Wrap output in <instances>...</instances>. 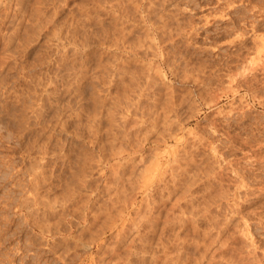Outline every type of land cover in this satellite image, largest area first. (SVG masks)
Masks as SVG:
<instances>
[{
  "label": "rangeland",
  "instance_id": "374dc122",
  "mask_svg": "<svg viewBox=\"0 0 264 264\" xmlns=\"http://www.w3.org/2000/svg\"><path fill=\"white\" fill-rule=\"evenodd\" d=\"M130 1H117L121 3L119 5L120 15H122L119 17L122 18L127 13L125 15L128 18L125 15L122 18V21L125 22H122V24L127 27L128 24L134 22L132 17H129L135 12L134 5L131 8L129 7L131 5ZM143 1L146 2V0ZM159 1L162 2V0H154L157 3L152 6L156 11L160 7V5H157ZM0 2L5 3L3 6L0 5L1 12L7 11L8 13L7 8H9L10 13H8V21L6 20L1 26V30L2 28L5 29L2 32L5 31L6 34L7 30L10 32V28L11 31L14 29L17 33H15L11 45L8 47L9 51L2 53L0 50V264H127V262L128 264L133 262V264H149L147 262L150 247L148 246V248L146 244L141 247L137 240L135 243L137 249L135 245L128 250L127 246L122 244L116 250L117 253L112 251L116 244V229L111 227L112 224L106 220L109 217L108 212L111 215L117 208H124L121 213V219L124 221L121 220L120 222L118 220L116 224L129 223L128 220H131L132 223L135 222L131 225L132 227L130 226L132 230L128 234L131 233L132 237L136 220L141 216L137 208L142 207L141 210L145 213V207L150 202L148 201L150 188L146 189V187L148 184L150 186L151 181L148 180L147 183L146 178L149 177L152 180L155 179L153 176H157L154 172H152L153 174L150 173L152 176L148 172L143 175L146 177L145 179L141 178L139 169L143 165L145 166L147 163L154 161L157 156H159L158 160L161 159L159 167H165L166 160L164 161V159L165 157L168 158L167 150L170 151L173 148L180 150L185 148L188 152L185 153L184 151L187 157L195 156L193 157L195 158V160L193 159L195 164H193L194 161H192V164L190 163L191 170L189 173H195V183L194 181L191 182L192 187H190V190L193 195L199 192V194L197 193L199 198L196 199H201L200 201L207 200L208 194H211L210 197L213 201L215 200L213 202L208 199L212 204L209 206L213 210L210 211L211 215H214L212 212L215 211L214 213H217V216L213 217L216 220L218 217L220 222H224L225 217L226 221L229 218L231 220L227 230L223 232L224 234L222 233L223 237L228 235L230 238L227 242L230 243V246L227 245L224 248L223 255L229 253L227 256L225 255V258L222 256V252L214 253L216 261L219 260L218 263L215 261V264H233L231 263L232 258L236 259V264H264V187H262L264 186V66H262L264 65V53L258 55L259 59L256 58V49L258 48L256 46L260 41L259 37H264V24H260L256 28L255 35L257 34V36L255 38L252 35L250 25L251 19H254L257 15L256 7H264V0H171L170 2H174V5H171L174 9L168 6L169 12L167 11V15L164 16H168L166 23L167 21L169 23L163 25L164 27H166L165 25L170 27L164 28L162 26L164 32L160 27H157L158 23L153 25L143 21V23H138L141 28L138 27L136 31L129 32L128 35V28H126L124 31L126 35H123L126 41L122 45L125 47H122L123 49L116 47L115 44V46L113 45L115 36H117L116 29L113 27L114 23H111L109 33L106 31L105 0H25L21 5L23 9L21 8L20 13H24V15H22L23 19L20 25L16 23V20H13L12 23L9 21L14 15L19 17V10H17L18 13L15 11L17 0H0ZM122 4H127V8ZM121 6L124 8L121 9ZM1 8H6V10L3 11ZM177 8L178 10H176ZM131 9L133 10L130 12ZM135 13L133 15L138 18L144 14L143 11H140V8ZM169 13L170 15H168ZM12 14L13 16H11ZM156 17V15L151 16L152 21L158 22L159 18ZM171 21H173V24ZM16 25L19 27L18 31L15 28ZM146 29L150 31H148L149 35L152 33L153 36L150 37L157 38L151 47L155 51L149 50L145 55L143 53L145 46L138 43L136 47H140L141 53L134 55L129 50V43L136 42L137 36L141 35V32ZM156 29L160 30L157 31ZM158 32L162 34V42L164 43H160V37L162 36ZM4 33L0 32L2 43L4 36L9 34L5 35ZM113 39L114 41H112ZM108 42L109 48L107 46ZM2 43L0 42V44ZM145 66L147 70L150 71L151 69L154 74L151 71L147 72ZM129 68L131 73L128 71ZM141 70H145L143 72L147 74L144 75ZM136 72L140 75H137ZM132 77H137L138 80L135 78L136 81H130ZM141 84L143 88H141ZM137 85L140 86L143 92L139 90L140 88ZM127 86H131V89ZM133 86L137 87L138 90L133 89ZM122 89L124 94L130 96V99L127 98L128 101H131H129L130 103L135 102V100L138 102L139 99L140 102L133 103V107H131L132 104L127 101L128 109H122L120 103L123 100L121 99L123 96ZM135 90L140 93H136ZM132 98L134 101H132ZM114 99L116 100L114 101ZM168 103L174 108L173 110H165L169 112L167 114L172 119L170 116L169 118L172 121L175 120L176 125L177 123L180 124L181 129L180 132L177 131L176 143L175 140H170L155 145L150 141H155L154 138L159 137L156 138V128L152 126L151 121L154 120L155 114L156 116L161 114L160 117L166 114L161 113L164 112L162 106H168ZM21 114L24 115V119L28 120H23V124H18L16 117L19 116L20 118ZM161 121L160 118L159 122L157 121L158 124ZM121 137H124V139ZM122 146L125 147L124 151L126 153L121 154L120 159L112 158V152ZM128 147L130 151L127 149ZM155 151H157L156 156ZM127 152L131 153L128 156L134 157V160L136 159L135 163H137V160H141L139 166L136 165V168L139 169H135V173H131L133 166L129 163L130 157H126ZM152 153H154V156ZM158 153L160 154L158 155ZM150 157L152 161H150ZM126 158L128 161H126ZM124 162L128 163L125 164ZM118 164L125 165V167L122 170L117 169ZM202 166L205 167L201 168ZM36 171L38 176L42 175L39 176L40 188L38 187L42 197L41 203L37 206L30 204L36 186L32 183L33 179L31 177L33 172ZM167 173L166 175H168ZM147 174H149L148 177ZM134 175L140 177L137 178ZM168 177L170 176L168 175ZM142 179L147 183L144 189L140 187L143 185L140 182ZM206 179H209L208 182H206ZM69 191L73 192L69 193ZM203 192L206 193L204 197L200 196ZM216 201H219L218 204L221 205L219 206ZM212 202L218 206L216 205V207ZM24 204H30L32 207L24 209L26 208L23 206ZM34 213L37 215H34ZM132 219L135 221H132ZM49 224L50 226H48ZM44 225L50 227L54 233L41 232L38 228L39 226L42 228ZM205 225L208 224L205 223ZM205 225H203L204 228H210V225L206 227ZM87 232L91 233L88 234ZM198 235L200 237L203 235L202 230L201 233L199 231L197 235H194V238L198 239ZM202 238L207 240L208 237L202 236L199 240L203 241ZM96 241L101 244L99 251L97 250ZM200 241L199 246L202 244ZM48 243L50 246L47 245ZM217 245V243H213L214 247L211 246V250ZM51 246L53 247L52 250L49 249ZM139 246L141 249H139ZM189 249L191 251L192 246ZM199 249L203 250L204 246L197 249L193 248L191 255L194 252L193 250L197 251L193 255L202 251ZM141 250L142 253H139ZM143 251L146 253L144 254ZM229 258L231 261L226 263ZM96 261L97 263H95ZM129 261L132 263H129Z\"/></svg>",
  "mask_w": 264,
  "mask_h": 264
},
{
  "label": "bare ground",
  "instance_id": "6f19581e",
  "mask_svg": "<svg viewBox=\"0 0 264 264\" xmlns=\"http://www.w3.org/2000/svg\"><path fill=\"white\" fill-rule=\"evenodd\" d=\"M23 1H25V0H17V2H16V5H17V7H15L16 9H15V11H17V10H19V17H18V19H17V17H15L16 15H14L13 16V14L11 15V16H13V17H11V20L9 19V21L12 23V21L14 20H16L17 22V24H19L20 25V23L22 22V19H23V17H22V15H24V13L23 14H21L20 13V11L23 9V7L21 6V5H23L22 3H23ZM28 1V0H27ZM31 1V0H30ZM46 1V0H45ZM48 1V0H47ZM101 1V0H100ZM106 1V18H107V21H106V25H105V28H106V31H107V33H109L108 31H109V29H110V25H111V23H114V26L113 27H115V29H116V31H115V33L117 34V36H115V41H114V39L112 40V41H114L113 42V45L115 44L116 45V47H124V46H122L123 44H125L124 42H126L125 40H124V36L126 35V33L124 34V31L126 30V28H128L127 30H128V33H127V35L129 34V32H134V31H136L137 29H138V27H139V24L142 22L143 23V21H145V22H149V23H151V24H157V27H160L162 30H163V25L164 24H167V23H169L168 21H167V23H166V20H168L167 19V17L166 16H164V15H167V11H168V6H170L171 7V5L173 6L174 5V2H170L171 0H162V2L160 3V1L158 2V6L160 5V7H159V9L156 11L152 6L154 5V0H146V2L145 1H143V0H129L130 1V8H131V6L132 5H134L133 7H135V12H138V8H140V11H143L144 12V14H142V17L141 16H139V18L138 17H136V15H131V16H129V17H132V20L134 21V22H132V23H130V24H128L129 26L127 27L125 24L123 25L122 24V22L123 23H125L124 21H122V18H123V16L125 15V14H127V13H125L123 16H122V18L121 17H119V16H121L120 15V12H121V10H120V5L119 4H121V3H119V2H117L116 0V2L114 1V2H112L113 0H105ZM174 1V0H173ZM58 2V1H57ZM62 2H64V1H62ZM98 2V1H97ZM104 2V1H103ZM122 2V1H121ZM132 2H133V4H132ZM239 2V1H238ZM252 2V1H251ZM260 2V1H259ZM7 3V2H6ZM29 3V2H28ZM31 3V2H30ZM59 3V2H58ZM123 3H126V2H123ZM128 4H129V2H127ZM145 3V4H144ZM153 3V4H152ZM157 3V2H156ZM155 3V4H156ZM195 3V2H194ZM3 4H5V3H1L0 2V5H2L3 6ZM199 4V3H198ZM7 5H8V3H7ZM28 5V4H27ZM32 5V4H31ZM123 5V4H122ZM127 5V4H126ZM126 5L124 4L123 6H125L126 7ZM227 5V4H226ZM1 6V7H2ZM33 6V5H32ZM123 6H121V9H122V7ZM157 6V7H158ZM4 7H6V6H4ZM9 7H10V4H9ZM13 7V6H12ZM36 7V6H35ZM48 7V6H47ZM51 7H52V5H51ZM129 7H128V9H129ZM132 7V8H133ZM240 7V6H239ZM7 8V7H6ZM6 8H4L5 10H6ZM18 8V9H17ZM22 8V9H21ZM34 8V7H33ZM38 8V7H37ZM45 8V7H44ZM53 8V7H52ZM124 8V7H123ZM127 8V7H126ZM172 8V7H171ZM176 8V7H175ZM183 8V7H182ZM192 8V7H191ZM1 9H3V8H1ZM4 9H3V11H4ZM30 9V8H29ZM87 9V8H86ZM172 9H174V8H172ZM226 9V8H225ZM238 9V8H237ZM256 12H257V15H256V17L254 18V19H251L252 21H251V30H252V35L254 36V38L257 36V34L255 35V33H256V28L260 25V24H264V7H256ZM7 10H8V13H9V8H7ZM35 10V9H34ZM125 11H126V9H124ZM133 9H131V10H129L130 12L132 11ZM169 10H170V8H169ZM176 10H178V8L176 9ZM196 10V9H195ZM32 11H33V9H32ZM36 11H38V10H36ZM124 11V12H125ZM156 11V12H155ZM214 11V10H213ZM239 11V10H238ZM35 12V11H34ZM114 12H116V13H114ZM123 12V11H122ZM123 12V13H124ZM127 12V11H126ZM169 12V11H168ZM171 12H173L172 10H171ZM215 12V11H214ZM3 12H1V10H0V32L1 33H4L5 31H3L2 32V30L4 29V28H2V30H1V26H3L2 24L3 23H5V21L8 19V13H7V11L6 12H4L3 14H2ZM17 13H18V11H17ZM16 13V14H17ZM44 13V12H43ZM118 13V14H117ZM176 13V12H175ZM240 13V12H239ZM10 14V13H9ZM15 14V13H14ZM37 14V13H36ZM113 14H115V15H113ZM129 14V13H128ZM136 14V13H135ZM139 14H140V12H139ZM254 14V13H253ZM18 15V14H17ZM43 15V14H42ZM83 15V14H82ZM141 15V14H140ZM145 15H146V18H145ZM154 15H156L158 18H159V20H158V22H155V21H152L153 19L151 18V16L152 17H154ZM168 15H170V13L168 14ZM248 15V14H247ZM44 16V15H43ZM125 16H127V15H125ZM162 16V17H161ZM176 16V15H175ZM191 16V15H190ZM189 16V17H190ZM217 16V15H216ZM238 16H240V15H238ZM252 16V15H251ZM46 17H47V15H46ZM82 17V16H81ZM100 17V16H99ZM156 17V18H157ZM193 17V16H192ZM242 17V16H241ZM83 18V17H82ZM127 18H128V16H127ZM240 18V17H239ZM248 18V17H247ZM251 18V17H250ZM51 19H52V17H51ZM172 19V18H171ZM24 20H26V19H24ZM33 20V19H32ZM31 20V21H32ZM126 20V19H125ZM177 20V19H176ZM183 20V19H182ZM187 20V18L185 19V21ZM190 20V19H189ZM204 20H205V18H204ZM246 20V19H245ZM8 21V20H7ZM13 21V22H14ZM76 21V20H75ZM82 21V20H81ZM128 21V20H127ZM174 21V20H173ZM173 21H171V23L173 22ZM178 21V20H177ZM195 21V20H194ZM52 22V21H51ZM129 22V21H128ZM140 22V23H139ZM182 22V21H181ZM199 22V21H198ZM249 22V21H248ZM9 23V22H8ZM11 23H9V24H11ZM32 23V22H31ZM35 23V22H34ZM71 23V22H70ZM127 23V22H126ZM139 23V24H138ZM160 23H161V25H160ZM209 23V22H208ZM231 23V22H230ZM37 24V23H36ZM74 24V23H73ZM81 24H82V22H81ZM173 24V23H172ZM187 24V23H186ZM189 24V23H188ZM8 25V24H7ZM18 25V26H19ZM25 25V24H24ZM39 25V24H38ZM63 25V24H62ZM93 25V24H92ZM153 25H152V27H153ZM9 27H10V25H8ZM13 25L11 24V27H12ZM82 26V25H81ZM163 26V27H162ZM166 27H164V28H167L169 25H165ZM180 26V25H179ZM7 27V26H6ZM27 27V26H26ZM29 27V26H28ZM61 27V26H60ZM88 27V26H87ZM156 27V26H155ZM170 27V26H169ZM176 27V26H175ZM261 27V26H260ZM13 28H14V26H13ZM12 28V29H13ZM15 28H17V31L19 30V27H17V25H16V27ZM54 29H55V27H53ZM139 28H141V26L139 27ZM145 28V27H144ZM26 29V28H25ZM29 29V28H28ZM40 29V28H39ZM63 29V28H62ZM148 29V28H147ZM147 29L145 30V31H143V32H141L142 34L141 35H139V36H137V40H136V42H130L129 43V50H130V52H132L134 55H138L139 53H141L140 52V50H139V48L140 47H136V45H138V43L142 46H145V49L143 50V53L145 54V55H147V53L149 52V50H153V48L151 49V47H152V44H154L155 43V41L154 40H156V39H154L153 37H150L151 35H152V33L149 35V32L147 31ZM223 29V28H222ZM5 30V29H4ZM7 30V29H6ZM9 30H10V32L7 30L6 31V34H8V35H6L5 33V35L6 36H4V38H3V43H2V40L0 41L2 44H0L1 46V48H0V50L2 51V53H4L5 51H7L8 50V47L11 45V42L13 41V39H14V35H15V33H16V30H14L13 29V31H11V29L9 28ZM57 30V29H56ZM157 30V29H156ZM160 30V29H159ZM159 30H157V31H159ZM180 30V29H179ZM178 30V31H179ZM182 30H184V29H182ZM200 30V29H199ZM224 30V29H223ZM250 30V29H249ZM250 30V31H251ZM68 31H70V30H68ZM139 31V30H138ZM141 31V30H140ZM164 32H165V30H163ZM177 31V32H178ZM239 31V30H238ZM65 32V31H64ZM96 32V31H95ZM167 32V31H166ZM241 32V31H240ZM239 32V33H240ZM22 33V32H21ZM91 33V32H90ZM139 33V32H138ZM138 33H137V35H138ZM156 33V32H155ZM159 33V32H158ZM170 33V32H169ZM168 33V34H169ZM248 33V32H247ZM17 34V33H16ZM113 34V33H112ZM161 36H162V34L161 33H159ZM174 34H175V32H174ZM173 34V35H174ZM245 34V33H244ZM29 35H30V33H29ZM71 35V34H70ZM69 35V36H70ZM83 35V34H82ZM90 35V34H89ZM97 35V34H96ZM124 35V36H123ZM156 35V34H155ZM163 35H164V33H163ZM73 36V35H72ZM141 36V37H140ZM149 36V37H148ZM153 36V35H152ZM156 36H159V35H156ZM170 36V35H169ZM26 37V36H25ZM31 37V36H30ZM53 37V36H52ZM71 37V36H70ZM97 37V36H96ZM104 37V36H103ZM102 37V38H103ZM155 37V36H154ZM183 37H184V35H183ZM220 37V36H219ZM1 38V37H0ZM67 38V37H66ZM76 38V37H75ZM126 38V37H125ZM161 38V41H160V43L163 41V36L162 37H160ZM260 39V41H259V43L257 44L258 46H256V47H258L256 50H257V57L256 58H258V55H260L261 53H264V37H259ZM21 39V38H20ZM58 39H60V38H58ZM97 39V38H96ZM159 39V38H158ZM168 40H169V38H167ZM217 39V38H216ZM80 40V39H79ZM82 40V39H81ZM93 40V39H92ZM98 40H99V38H98ZM101 40V39H100ZM126 40H127V38H126ZM192 40V39H191ZM17 41V40H16ZM87 41V40H86ZM107 41H108V39H107ZM110 41V40H109ZM225 41V40H224ZM256 41V40H255ZM55 42V41H54ZM52 43V44H55V43ZM61 42V41H60ZM73 42V41H72ZM80 42V41H79ZM78 42V43H79ZM102 42V41H101ZM257 42V41H256ZM31 43V42H30ZM49 43V42H48ZM83 43V42H82ZM159 43V44H160ZM162 43H164V42H162ZM221 43V42H220ZM77 44V43H76ZM241 44V43H240ZM114 45V46H115ZM128 45V44H127ZM108 48H109V42H108ZM113 46V47H114ZM244 46V45H243ZM112 47V46H111ZM239 47V46H238ZM255 47V46H254ZM24 48H25V46H24ZM23 48V49H24ZM125 48V47H124ZM22 49V48H21ZM123 49V48H122ZM233 49V48H232ZM54 50V49H53ZM166 50V49H165ZM185 50V49H184ZM9 51V50H8ZM92 51V50H91ZM148 51V52H147ZM153 51H155V50H153ZM238 51V50H237ZM59 52V51H58ZM62 52V51H61ZM78 52V51H77ZM177 52V51H176ZM189 52V51H188ZM8 53V52H7ZM13 53V52H12ZM66 53V52H65ZM105 53V52H104ZM122 53V52H121ZM77 54V53H76ZM100 54V53H99ZM113 54V53H112ZM161 54V53H160ZM177 54H178V52H177ZM6 55H8V54H6ZM16 55V54H15ZM40 55V54H39ZM73 55V54H72ZM89 55V54H88ZM102 55V54H101ZM120 55V54H119ZM155 55V54H154ZM166 55V54H165ZM194 55H195V53H194ZM10 56H11V54H10ZM33 56V55H32ZM45 56V55H44ZM67 56V55H66ZM151 56V55H150ZM179 56V55H178ZM180 56H182V55H180ZM58 57V56H57ZM61 57V56H60ZM105 57V56H104ZM148 57V56H147ZM261 57V56H260ZM5 58V57H4ZM35 58V57H34ZM37 58V57H36ZM175 58V57H174ZM225 58V57H224ZM262 58V57H261ZM70 59V58H69ZM103 59V58H102ZM119 59V58H118ZM122 59V58H121ZM126 59H128V58H126ZM170 59V58H169ZM249 59V58H248ZM255 59V58H254ZM259 59V58H258ZM3 60V59H2ZM4 60H6V59H4ZM25 60V59H24ZM29 60V59H28ZM45 60V59H44ZM85 60V59H84ZM98 60H100V59H98ZM124 60V59H123ZM16 61V60H15ZM22 61V60H21ZM39 61V60H38ZM127 61V60H126ZM170 61V60H169ZM178 61V60H177ZM3 62V61H2ZM104 62V61H103ZM109 62V61H108ZM107 62V63H108ZM122 62V61H121ZM184 62V61H183ZM229 62V61H228ZM248 62V61H247ZM259 62V61H258ZM14 63V62H13ZM97 63H98V61H97ZM110 63V62H109ZM108 63V64H109ZM146 63H148V62H146ZM110 64H112V63H110ZM184 64V63H183ZM262 64V63H261ZM9 65V64H8ZM61 65V64H60ZM128 65V64H127ZM154 65V64H153ZM186 65V64H185ZM219 65V64H218ZM107 66V65H106ZM118 66V65H117ZM132 66V65H131ZM130 66V67H131ZM149 66V65H148ZM151 66V65H150ZM156 66V65H155ZM183 66V65H182ZM197 66V65H196ZM200 66V65H199ZM262 66H264V65H262ZM51 67V66H50ZM53 67V66H52ZM80 67V66H79ZM99 67V66H98ZM157 67V66H156ZM155 67V68H156ZM168 67V66H167ZM190 67V66H189ZM208 67V66H207ZM24 68V67H23ZM77 68V67H76ZM148 68V67H147ZM151 68V67H150ZM149 68V69H150ZM185 68V67H184ZM200 68V67H199ZM12 69V68H11ZM94 69H96V68H94ZM132 69V68H131ZM145 69H146V66H145ZM193 69H195V68H193ZM193 69H192V71H193ZM198 69V68H197ZM220 69V68H219ZM13 70V69H12ZM44 70V69H43ZM52 70V69H51ZM68 70V69H67ZM84 70V69H83ZM92 70V69H91ZM120 70V69H119ZM118 70V71H119ZM121 70H122V68H121ZM147 70V69H146ZM174 70V69H173ZM209 70H210V68H209ZM213 70V69H212ZM53 71V70H52ZM92 71H94V70H92ZM104 71V70H103ZM106 71H108L107 69H106ZM129 72H130V68H129V70H128ZM136 71V70H135ZM142 71V70H141ZM143 71H145V70H143ZM142 71V73L145 75V73ZM149 70H147V72H148ZM150 71H151V69H150ZM149 71V72H150ZM155 71V70H154ZM157 71V70H156ZM196 71V70H195ZM1 72V71H0ZM12 72V71H11ZM17 72V71H16ZM65 72V71H64ZM120 72V71H119ZM134 72V71H133ZM133 72H132V74H133ZM152 73H153V71H151ZM177 72V71H176ZM181 72H182V70H181ZM206 72V71H205ZM212 72V71H211ZM252 72V71H251ZM5 73V72H4ZM73 73V72H72ZM106 73V72H105ZM110 73V72H109ZM121 73V72H120ZM123 73V72H122ZM125 73V72H124ZM131 73V72H130ZM137 73V72H136ZM141 73V74H142ZM151 73V74H152ZM162 73V72H161ZM171 73V72H170ZM217 73V72H216ZM255 73V72H254ZM55 74V73H54ZM75 74H77V73H75ZM85 73L83 72V75H84ZM135 74V73H134ZM147 74V73H146ZM154 74V73H153ZM153 74H152V76H153ZM163 74V73H162ZM184 75H185V73H183ZM198 74V73H197ZM206 74H208V73H206ZM233 74V73H232ZM237 74V73H236ZM3 75V74H2ZM16 75V74H15ZM123 75V74H122ZM126 75V74H125ZM136 75V74H135ZM135 75H133V76H135ZM137 75H140V73L138 74L137 73ZM136 75V76H137ZM143 75V76H144ZM187 75V74H186ZM202 75V74H201ZM10 76V75H9ZM18 76V75H17ZM33 76V75H32ZM69 76V75H68ZM85 76V75H84ZM92 76V75H91ZM113 76V75H112ZM120 76V75H119ZM132 76V75H131ZM130 76V77H131ZM148 76V75H147ZM151 76V77H152ZM155 76V75H154ZM177 76V75H176ZM179 76V75H178ZM204 76V75H203ZM15 77V76H14ZM35 77V76H34ZM55 77V76H54ZM62 77V76H61ZM65 77V76H64ZM95 77V76H94ZM100 77V76H99ZM129 77V78H130ZM142 77V76H141ZM145 78H146V76H144ZM143 77V78H144ZM150 77V78H151ZM216 77V76H215ZM254 77H255V75H254ZM1 78V77H0ZM22 78V77H21ZM33 78V77H32ZM74 78V77H73ZM91 78V77H90ZM101 78V77H100ZM116 78V77H115ZM122 78H124L123 76H122ZM136 79H137V77H135ZM135 78H131L130 79V81H136V79ZM154 78V77H153ZM253 78V77H252ZM17 79V78H16ZM51 79V78H50ZM54 79V78H53ZM99 79V78H98ZM133 79H135V80H133ZM152 79V78H151ZM150 79V80H151ZM157 79H158V77H157ZM164 79V78H163ZM180 79V78H179ZM7 80V79H6ZM15 80V79H14ZM35 80V79H34ZM73 80V79H72ZM78 80V79H77ZM96 80V79H95ZM138 80V79H137ZM149 80V79H148ZM147 80V81H148ZM159 80V79H158ZM233 80V79H232ZM60 81V80H59ZM90 81V80H89ZM213 81H214V79H213ZM57 82V81H56ZM77 82V81H76ZM91 82V81H90ZM95 82H97V81H95ZM146 82V81H145ZM151 82H152V80H151ZM158 82V81H157ZM205 82V81H204ZM208 82V81H207ZM63 83H64V81H63ZM71 83V82H70ZM78 83V82H77ZM89 83V82H88ZM48 84H50V83H48ZM68 84V83H67ZM112 84V83H111ZM131 84H132V82H131ZM144 84V83H143ZM146 84V83H145ZM27 85V84H26ZM46 85V84H45ZM92 85V84H91ZM125 85H127V84H125ZM133 85V84H132ZM2 86V85H1ZM32 86V85H31ZM36 86V85H35ZM70 86H71V84H70ZM79 86V85H78ZM119 86V85H118ZM122 86H123V84H122ZM138 86V85H137ZM141 86H142V84H141ZM9 87H10V85H9ZM17 87V86H16ZM28 87V86H27ZM65 87V86H64ZM77 87V86H76ZM131 87V86H130ZM130 87H128L127 86V88H129V89H131ZM43 88V87H42ZM90 88V87H89ZM97 88V87H96ZM136 89V90H138V88H140V86H138V88L137 87H134L133 86V89ZM141 88H143V86L141 87ZM141 88L139 89L140 91H142L141 90ZM168 88V87H167ZM69 89V88H68ZM74 89V88H73ZM76 89V88H75ZM124 89V88H123ZM123 89H122V91H123ZM129 89H127V90H129ZM145 89V88H144ZM143 89V90H144ZM147 89H148V86H147ZM149 89H151L150 87H149ZM42 90V89H41ZM117 90V89H116ZM136 90H135V92H136ZM146 90V89H145ZM144 90V91H145ZM166 90V89H165ZM174 90V89H173ZM27 91V90H26ZM68 91V90H67ZM109 91V90H108ZM131 91V90H130ZM134 91V90H133ZM58 92V91H57ZM71 92V91H70ZM73 92H74V90H73ZM78 92V91H77ZM90 92V91H89ZM92 92V91H91ZM97 92V91H96ZM95 92V93H96ZM101 92V91H100ZM112 92H114V91H112ZM134 92V93H135ZM143 92V91H142ZM28 93V92H27ZM33 93H34V91H33ZM75 93H76V90H75ZM116 93V92H115ZM114 93V94H115ZM123 93V96H122V98L121 99H123V100H121V99H118V100H121V108L122 109H128V105H127V98H129L130 96L128 95L127 96V94L125 93L124 94V91L122 92ZM136 93H140L139 91H137ZM22 94V93H21ZM54 94V93H53ZM73 94V93H72ZM89 94V93H88ZM102 94V93H101ZM170 94V93H169ZM46 95V94H45ZM90 95H91V93H90ZM120 95V94H119ZM141 95V94H140ZM146 95H147V93H146ZM168 95V94H167ZM52 96V95H51ZM112 96V95H111ZM114 96V95H113ZM127 96V97H126ZM143 96V95H142ZM155 96V95H154ZM37 97V96H36ZM121 97V96H120ZM137 97V96H136ZM136 97H133L134 99L136 98ZM39 98V97H38ZM92 98V97H91ZM132 98V99H133ZM183 98V97H182ZM80 99H82V98H80ZM87 99V98H86ZM93 99H95V98H93ZM113 99V98H112ZM116 99H117V97H116ZM116 99H114V101L116 100ZM130 99V98H129ZM134 99L132 100V101H134ZM39 100V99H38ZM54 100V99H53ZM97 100V99H96ZM106 100V99H105ZM140 100V99H139ZM138 100V102H140ZM2 101V100H1ZM47 101V100H46ZM77 101V100H76ZM90 102H91V99L89 100ZM109 101H111V100H109ZM130 101V100H129ZM128 101V102H129ZM184 101V100H183ZM189 101V100H188ZM131 102V101H130ZM129 102V104H132V106L131 107H133V103H135L136 102V100H135V102H133V103H130ZM138 102H136V103H138ZM156 102V101H155ZM186 102V101H185ZM2 103V102H1ZM52 103V102H51ZM70 103V102H69ZM61 104V103H60ZM64 104V103H63ZM72 104V103H71ZM88 104H89V102H88ZM94 104V103H93ZM174 104V103H173ZM176 104H178V103H176ZM182 104V103H181ZM117 105H118V103H117ZM117 105H116V107H117ZM168 106H170L169 105V103L167 104ZM30 106V105H29ZM28 106V107H29ZM109 106V105H108ZM135 106V105H134ZM138 106V105H137ZM168 106H162V107H164V108H162V110L164 109V112H161V113H166V114H162L163 115V117H160L161 116V114L159 115H157L156 116V114H155V116H154V120L153 121H151L152 122V126L153 127H155L156 129V138L157 137H159V138H157V139H155L154 138V140L155 141H150L151 143L153 142V144L155 143V145L156 144H158L159 145V143H166L167 141H170V140H175V143H176V139H177V131H179L180 129H181V126H179L178 125V123H177V125L174 123L175 122V120L174 121H172L171 119V116L169 115V114H167V113H169L167 110H165V109H172L173 110V106H172V108H171V106L170 107H168ZM112 107V106H111ZM114 107V106H113ZM115 107V108H116ZM118 107H119V105H118ZM143 107V106H142ZM152 107V106H151ZM154 107V106H153ZM26 108V107H25ZM54 108V107H53ZM56 108V107H55ZM69 108V107H68ZM135 108H136V106H135ZM144 108V107H143ZM160 108V109H161ZM189 108V107H188ZM77 109V108H76ZM103 109V108H102ZM119 109V108H118ZM138 109V108H137ZM154 109H156V108H154ZM157 109H159V108H157ZM23 110H24V108H23ZM57 110H58V113H59V109L57 108ZM96 110V109H95ZM94 110V111H95ZM109 110V109H108ZM8 111V110H7ZM90 111V110H89ZM110 111V110H109ZM17 112V111H16ZM35 112V111H34ZM43 112H45V111H43ZM42 112V113H43ZM62 112V111H61ZM72 112V111H71ZM107 112V111H106ZM117 112V111H116ZM137 112V111H136ZM13 113V112H12ZM92 113H94V112H92ZM110 113V112H109ZM130 113V112H129ZM133 113V112H132ZM143 113V112H142ZM30 114V113H29ZM34 114V113H33ZM60 114V113H59ZM66 114H68V113H66ZM17 115V114H16ZM19 115V114H18ZM38 115V114H37ZM173 115V114H172ZM97 116H99V115H97ZM96 116V117H97ZM110 116V115H109ZM140 116V115H139ZM169 116H170V118H169ZM66 117V116H65ZM91 117V116H90ZM95 117V116H94ZM95 117V118H96ZM120 117V116H119ZM150 117V116H149ZM10 118V117H9ZM12 118V117H11ZM58 118V117H57ZM87 118V117H86ZM110 118V117H109ZM160 118H161V122H160V124H158V122H159V120H160ZM92 119V118H91ZM123 119V118H122ZM145 119V118H144ZM13 120V119H12ZM16 120H17V122H18V124H23V120H28V119H24V115L23 114H21L20 115V118H19V116H18V118L16 117ZM50 120V119H49ZM113 120H114V118H113ZM120 120V119H119ZM181 120V119H180ZM15 121V120H14ZM21 121V122H20ZM32 121V120H31ZM55 121V120H54ZM61 121V120H60ZM76 121V120H75ZM91 121V120H90ZM95 121V120H94ZM106 121V120H105ZM116 121V120H115ZM158 121V122H157ZM63 122H64V120H63ZM98 122V121H97ZM96 122V123H97ZM28 123V122H27ZM42 123V122H41ZM122 123V122H121ZM40 124V123H39ZM45 124V123H44ZM60 124H63V123H60ZM68 124V123H67ZM84 124V123H83ZM132 124V123H131ZM140 124V123H139ZM36 125V124H35ZM64 125V124H63ZM62 125V126H63ZM66 125V124H65ZM69 125V124H68ZM73 125V124H72ZM29 126V125H28ZM132 126V125H131ZM47 127V126H46ZM50 127V126H49ZM84 127V126H83ZM45 128V127H44ZM109 128V127H108ZM27 129V128H26ZM50 129V128H49ZM44 130V129H43ZM122 130V129H121ZM257 130V129H256ZM58 131V130H57ZM143 131H144V129H143ZM52 132V131H51ZM120 132V131H119ZM128 132H130V131H128ZM145 132V131H144ZM180 132V131H179ZM190 132V131H189ZM9 133V132H8ZM56 133V132H55ZM122 133V132H121ZM124 133V132H123ZM12 134V133H11ZM29 134V133H28ZM125 134L128 136V134L125 132ZM124 134V135H125ZM147 134V133H146ZM158 134V135H157ZM190 134V133H189ZM117 135V134H116ZM21 136V135H20ZM123 136V135H122ZM186 136H188V135H186ZM125 137V136H124ZM124 137H121L122 139H124ZM33 138V137H32ZM47 138V137H46ZM4 139V138H3ZM14 139V138H13ZM31 139V138H30ZM44 139H45V137H44ZM90 139V138H89ZM147 139V138H146ZM202 139V138H201ZM26 140V139H25ZM28 140V139H27ZM179 140V139H178ZM178 140H177V143H178ZM186 140H188V139H186ZM53 141V140H52ZM87 141V140H86ZM132 141V140H131ZM139 141V140H138ZM159 141V142H158ZM198 141V140H197ZM71 142V141H70ZM124 142V141H123ZM141 142V141H140ZM24 143V142H23ZM42 143V142H41ZM50 143V142H49ZM57 143V142H56ZM71 143H73V142H71ZM92 143V142H91ZM136 143H138V142H136ZM36 144V143H35ZM124 144V143H123ZM143 144V143H142ZM29 145V144H28ZM33 145V144H32ZM122 145V144H121ZM133 145H134V143H133ZM169 145V144H168ZM204 145H207V144H204ZM22 146V145H21ZM36 146H38V145H36ZM68 146V145H67ZM28 147V146H27ZM31 147V146H30ZM55 147V146H54ZM53 147V148H54ZM123 147V146H122ZM118 147L117 148V150L116 151H114V152H112L113 153V155H111L112 156V158H114V159H120V155L121 154H123L124 152L126 153V151H124V148L125 147ZM193 147V146H192ZM203 147V146H202ZM104 148V147H103ZM155 148H156V146H155ZM177 148V147H176ZM188 148V147H187ZM19 149V148H18ZM45 149H47V148H45ZM100 149H102V148H100ZM127 149H129V147L127 148ZM137 149V148H136ZM212 149V148H211ZM213 149H215V148H213ZM51 150V149H50ZM72 150V149H71ZM139 150V149H138ZM155 150V149H154ZM169 150V149H168ZM167 150V155H168V158L167 157H165V159H164V161L166 160V165H165V167H159V163H160V160H158V157L159 156H157V158L154 160V161H152V158L150 157V161H152V162H150V163H145L144 162V164H146L145 166L143 165H141L142 167L139 169V168H136V165L137 166H139L138 164H140L141 162V160H137V163H135V160H134V157L132 158L131 156H128V155H130L131 153L129 152H127V155H126V157L128 156V158H129V163L131 164V166H133L132 167V170H131V173H133L134 171H135V169L137 170V169H139V175L141 176V178H146V177H144L143 175L144 174H146V173H148L149 172V174L150 173H152V172H154V174H156L157 176H153V177H155V179H149V174H147V177L148 178H146V180H147V183H148V180H150L151 181V183H150V181H149V183H150V186H149V184H148V186H147V183H146V181L144 182L143 181V179L140 181V182H142L141 184H143V185H141L140 187L141 188H145L146 186V189L147 188H150L149 190L150 191H148L149 192V200L148 201H150L149 203H147V207H145L146 209L144 210L145 211V213L143 212V210H141L142 209V207L140 208H137L138 210V213H139V215H140V213H141V216H140V218L138 219L137 218V220H136V224H135V228H134V234L132 235V237H131V233H130V235H128L129 234V232L132 230L131 229V225H133L134 223H132L131 222V220H128V219H126V220H128L129 221V223H127V222H124V223H121V224H119V225H117L116 223H118V222H116V221H120L121 222V220H123V219H121L122 218V216H121V213H122V211H124V208H117V210L113 213H111V215H109V212H108V219L106 220L107 222H110V224H112V226L111 227H115L114 229H116L115 230V236H116V244H115V246L113 247V249H112V251L113 252H116V250H118V248H119V245H126L127 246V248H128V250H129V248H132V247H134L135 245H136V249H137V244H135L136 243V240H137V243L138 244H140L141 245V247H142V245L144 246L145 244H146V246L148 247H150V249H149V254H148V257H149V260H148V262L147 263H149V264H215L216 262L218 263V261H216V259H215V257H214V253H220V252H222L221 254H222V256H224V258L228 255V253H227V255L226 254H224L223 255V250H224V248L227 246V245H229L227 242L229 241V237H228V235H227V237L225 236V237H223V235H222V233L225 231V230H227V227H228V225H229V222H231V220H230V218L226 221V217H225V220H224V222H220V220L218 221V219H219V217L217 218V220H216V218L215 217H213V216H215L216 214L214 213V212H212L214 215H211V212L210 211H213V210H211L210 208H209V206H211L212 204H211V202L208 200V199H210V200H212V198L210 197V195L211 194H208L209 195V197H208V199L207 198H205V199H207L210 203H209V205H208V202H207V200H203V201H206L205 203L203 202V201H200L201 199H196L197 197H198V195H197V193L199 194V192H197V193H195L194 195L192 194L193 192L190 190V187H192V181H194L196 178H195V173H193L192 172V174H190L189 172H190V167H191V164L193 163L192 161H194L195 160V158H193V157H195L194 155H193V157L191 156V157H187V154H185V153H188V152H186V150H185V148H181V150L180 149H171L170 151H168ZM216 150V149H215ZM214 150V151H215ZM34 151V150H33ZM39 151V150H38ZM41 151V150H40ZM43 151V150H42ZM129 151H130V149H129ZM159 151V150H158ZM184 151H185V153H184ZM195 151V150H194ZM54 152V151H53ZM110 152V151H109ZM151 152V151H150ZM157 151H155V156H156V153ZM160 152V151H159ZM162 152V151H161ZM213 152V151H212ZM192 153V152H191ZM195 153V152H194ZM193 153V154H194ZM60 154V153H59ZM78 154V153H77ZM160 153H158V155H159ZM163 154V153H162ZM213 154V153H212ZM215 154V153H214ZM46 155V154H45ZM66 155V154H65ZM71 155V154H70ZM82 155V154H81ZM93 155V154H92ZM135 155V154H134ZM152 155L154 156V153H152ZM151 155V156H152ZM80 156V155H79ZM87 156H88V154H87ZM142 156V155H141ZM161 156V155H160ZM92 157V156H91ZM257 157V156H256ZM262 157V156H261ZM71 158V157H70ZM107 158V157H106ZM161 158V157H160ZM167 158V159H166ZM201 158V157H200ZM251 158V157H250ZM19 159V158H18ZM59 159V158H58ZM123 159V158H122ZM127 159V158H126ZM141 159V158H140ZM194 159V160H193ZM40 160V159H39ZM54 160V159H53ZM78 160V159H77ZM97 160V159H96ZM124 160V159H123ZM122 160V161H123ZM229 160V159H228ZM262 160V159H261ZM27 161V160H26ZM52 161V160H51ZM76 161V160H75ZM81 161V160H80ZM126 161H128V159L126 160ZM125 161V162H126ZM131 161V162H130ZM259 161H260V159H259ZM8 162V161H7ZM55 162V161H54ZM124 162V163H125ZM140 162V163H139ZM142 162H143V160H142ZM212 162V161H211ZM249 162V161H248ZM3 163V162H2ZM74 163H76V162H74ZM77 163H79V162H77ZM82 163H84V162H82ZM128 163V162H127ZM127 163H125V164H127ZM191 163V164H190ZM209 163V162H208ZM227 163V162H226ZM225 163V164H226ZM53 164V163H52ZM129 164V165H130ZM189 164H190V166H189ZM193 164H195V161H194V163ZM207 164V163H206ZM28 165V164H27ZM31 165V164H30ZM36 165V164H35ZM34 165V166H35ZM83 165V164H82ZM85 165V164H84ZM87 165V164H86ZM184 165V166H183ZM229 165H231V164H229ZM4 166V165H3ZM13 166V165H12ZM32 166V165H31ZM53 166V165H52ZM89 166V165H88ZM197 166H199V165H197ZM2 167V166H1ZM60 167V166H59ZM87 167V166H86ZM125 167V165L124 166H122V164L120 165V164H118L117 165V169L118 168H120L121 170H122V168H124ZM194 167V166H193ZM205 167V166H204ZM203 166L201 167V168H204ZM218 167V166H217ZM222 167V166H221ZM225 167V166H224ZM260 167V166H259ZM13 168V167H12ZM116 168V167H115ZM130 168V167H129ZM159 168V169H158ZM226 168V167H225ZM234 168V167H233ZM9 169V168H8ZM51 169V168H50ZM221 169V168H220ZM93 170V169H92ZM194 170V169H193ZM196 170H198V169H196ZM210 170V169H209ZM234 170V169H233ZM241 170V169H240ZM34 171V170H33ZM69 171V170H68ZM77 171H80V170H77ZM100 171V170H99ZM199 171H200V169H199ZM198 171V172H199ZM235 171V170H234ZM12 172V171H11ZM40 172V171H39ZM60 172H61V170H60ZM137 172V171H136ZM144 172V173H143ZM168 172V173H167ZM205 172V171H204ZM203 172V173H204ZM221 172V171H220ZM237 172V171H236ZM34 173H36V174H34ZM87 173V172H86ZM113 173V172H112ZM130 173V174H131ZM135 173V172H134ZM166 173L170 176V177H168V175H166ZM215 173H216V171H215ZM235 173V172H234ZM32 174V173H31ZM52 174V173H51ZM117 174V173H116ZM153 174V173H152ZM152 174H150L151 176H152ZM209 174V173H208ZM223 174V173H222ZM7 175V174H6ZM6 175H5V177H6ZM15 175V174H14ZM41 175V174H40ZM39 175V176H40ZM43 175H44V173H43ZM84 175V174H83ZM98 175V174H97ZM125 175V174H124ZM138 175V174H137ZM197 175V174H196ZM199 175V174H198ZM217 175V174H216ZM39 176H38V174H37V171L36 172H33V176L31 177L32 179V183L34 184V185H36L35 187H34V192H33V197H32V201H31V203L30 204H32V205H35V206H37L38 204H40L41 203V197L42 196H40L41 195V193L38 191L39 190V186H40V178H39ZM42 176V175H41ZM46 176V175H45ZM129 176V175H128ZM131 176V175H130ZM140 176H135L134 175V177H140ZM212 176V175H211ZM226 176V175H225ZM238 176V175H237ZM240 176V175H239ZM47 177V176H46ZM46 177H44V178H46ZM2 178H4V177H2ZM43 178V177H42ZM41 178V179H42ZM88 178V177H87ZM128 178V177H127ZM131 178V177H130ZM140 178V179H141ZM157 178V179H156ZM235 178V177H234ZM132 179V178H131ZM130 179V180H131ZM232 179V178H231ZM241 179H243L242 177H241ZM207 180V179H206ZM209 180V179H208ZM208 180L206 181V182H208ZM252 180V179H251ZM255 180V179H254ZM42 181V180H41ZM56 181V180H55ZM116 181V180H115ZM118 181V180H117ZM218 181V180H217ZM234 181V180H233ZM261 181V180H260ZM44 182V181H43ZM53 182V181H52ZM51 182V183H52ZM66 182H69V181H66ZM65 182V183H66ZM192 182V183H191ZM238 182V181H237ZM50 183V184H51ZM70 183V182H69ZM80 183V182H79ZM113 183V182H112ZM136 183H137V180H136ZM194 183H195V181H194ZM210 183V182H209ZM245 183V182H244ZM11 184V183H10ZM44 184V183H43ZM47 184V183H46ZM206 184V183H205ZM204 184V185H205ZM211 184V183H210ZM235 184V183H234ZM53 185V184H52ZM58 185V184H57ZM63 185V184H62ZM67 185V184H66ZM84 185V184H83ZM140 185V184H139ZM146 185V186H145ZM242 185V184H241ZM241 185H239V186H241ZM110 186V185H109ZM209 186V185H208ZM208 186H206V187H208ZM253 186V185H252ZM23 187V186H22ZM39 187V188H38ZM49 187H50V185H49ZM66 187V186H65ZM67 187H68V185H67ZM71 187V186H70ZM83 187V186H82ZM203 187V186H202ZM219 187V186H218ZM237 187V186H236ZM242 187H244L243 185H242ZM262 187H264V186H262ZM15 188V187H14ZM45 188V187H44ZM85 188V187H84ZM141 188H139V189H141ZM13 189V188H12ZM66 189V188H65ZM83 189V188H82ZM87 189V188H86ZM192 189V188H191ZM122 190V189H121ZM128 190V189H127ZM251 190V189H250ZM250 190H248V191H250ZM32 191H33V189H32ZM48 191V190H47ZM68 191V190H67ZM191 191V192H190ZM202 191V190H201ZM205 191H206V189H205ZM209 191H210V189H209ZM213 191V190H212ZM245 191V190H244ZM247 191V192H248ZM8 192H9V190H8ZM14 192V191H13ZM59 192V191H58ZM63 192V191H62ZM70 192H73V191H69V193ZM75 192V191H74ZM241 192V191H240ZM251 192V191H250ZM253 192V191H252ZM65 193H66V190H65ZM68 193V194H69ZM111 193V192H110ZM118 193V192H117ZM209 193V192H208ZM47 194H48V192H47ZM64 194V193H63ZM67 194V193H66ZM221 194V193H220ZM222 194H223V191H222ZM249 194V193H248ZM32 195V194H31ZM69 195H71V194H69ZM68 195V196H69ZM75 195V194H74ZM82 195V194H81ZM97 195V194H96ZM206 195V193L205 192H203V193H201V195L200 196H202V197H204ZM224 195V194H223ZM253 195V194H252ZM17 196V195H16ZM56 196V195H55ZM212 196V195H211ZM213 196H215V195H213ZM217 196V195H216ZM219 196V195H218ZM245 196V195H244ZM22 197V196H21ZM27 197V196H26ZM48 197V196H47ZM71 197V196H70ZM77 197V196H76ZM224 197H225V195H224ZM13 198V197H12ZM63 198H64V196H63ZM96 198H97V196H96ZM199 198V197H198ZM201 198V197H200ZM220 198V197H219ZM222 198V197H221ZM130 199V198H129ZM214 199V198H213ZM230 199V198H229ZM29 200V199H28ZM63 200V199H62ZM198 200V201H197ZM235 200V199H234ZM22 201V200H21ZM20 201V202H21ZM65 201H66V199H65ZM65 201H63V202H65ZM71 201V200H70ZM127 201V200H126ZM213 201V200H212ZM215 201V200H214ZM213 201V202H214ZM16 202V201H15ZM72 202V201H71ZM78 202H80V201H78ZM130 202V201H129ZM212 202V203H213ZM217 202V201H216ZM61 203V202H60ZM127 203V202H126ZM218 203H220L219 201L217 202V204ZM30 204H24L23 206H25L26 208H24V209H29L30 208ZM49 204V203H48ZM64 204H66V203H64ZM130 204H131V202H130ZM211 204V205H210ZM214 204V203H213ZM217 204H214L215 206L217 205ZM59 205V204H58ZM62 205V204H61ZM68 206H69V204H67ZM80 205V204H79ZM82 205V204H81ZM128 205H129V203H128ZM146 205V204H145ZM219 206L221 205V204H218ZM217 205V206H218ZM216 206V207H217ZM233 206V205H232ZM29 207V208H28ZM32 207V206H31ZM67 207V206H66ZM71 207V206H70ZM81 207H83V206H81ZM214 207V206H213ZM33 208H34V206H33ZM52 208V207H51ZM97 208V207H96ZM77 209V208H76ZM95 209V208H94ZM108 209V208H107ZM134 209V208H133ZM136 209V208H135ZM214 209H216V208H214ZM222 209V208H221ZM221 209H220V211H221ZM238 209V208H237ZM38 210V209H37ZM73 210V209H72ZM99 210V209H98ZM103 210V209H102ZM32 211H34V210H32ZM54 211V210H53ZM88 211V210H87ZM92 211H93V209H92ZM235 211V210H234ZM248 211V210H247ZM67 212V211H66ZM97 212V211H96ZM103 212V211H102ZM219 212V211H218ZM15 213V212H14ZM31 213H33V212H31ZM36 213V212H35ZM34 213V215H37V214H35ZM41 213V212H40ZM46 213H47V210H46ZM98 213V212H97ZM220 213V212H219ZM218 213V214H219ZM44 214V213H43ZM60 214V213H59ZM93 214V213H92ZM104 214V216H106L105 215V213H103ZM1 215V214H0ZM14 215V214H13ZM34 215H31V216H34ZM42 215V214H41ZM40 215V216H41ZM82 215V214H81ZM99 215H100V213H99ZM138 215V214H137ZM44 216V215H43ZM84 216V215H83ZM217 216V215H216ZM107 217V216H106ZM224 217V216H223ZM261 217V216H260ZM38 218V217H37ZM63 218V217H62ZM6 219V218H5ZM111 219H112V222H111ZM44 220V219H43ZM102 220V219H101ZM109 220V221H108ZM243 220V219H242ZM261 220V219H260ZM84 221V220H83ZM124 221V220H123ZM132 221H135V220H133L132 219ZM250 221V220H249ZM262 221V220H261ZM6 222V221H5ZM16 222V221H15ZM35 222H36V220H35ZM131 222V223H130ZM240 222V221H239ZM31 223V222H30ZM204 223V224H203ZM205 223L206 224H208V225H205ZM234 223V222H233ZM47 224V223H46ZM205 225V227L206 226H209L210 225V228H208V227H206V228H204V226L203 225ZM83 225V224H82ZM40 226H42V225H40ZM39 226V228L38 229H40V231L41 232H47V234L48 233H54V232H52L51 230V228L50 227H46L45 225H44V227H40ZM48 226H50V224L48 225ZM131 226V227H130ZM234 226V225H233ZM15 227V226H14ZM37 227V226H36ZM234 228V227H233ZM231 229V228H230ZM201 230H202V232H203V235H201V237L202 236H205V238L206 237H208V238H206L207 240H203L204 238H202V240L203 241H200L199 240V238H201L199 235V238L198 239H196V237L194 238V235H197V233L200 231V233H201ZM212 230H214V231H212ZM235 230H236V228H235ZM57 231V230H56ZM97 231V230H96ZM238 231H240V230H238ZM212 232V233H211ZM214 232V233H213ZM256 232V231H255ZM259 232V231H258ZM9 233V232H8ZM56 233V232H55ZM57 233H58V231H57ZM88 233V232H87ZM91 233V232H90ZM90 233H88V234H90ZM96 233V232H95ZM133 233V232H132ZM112 234V233H111ZM224 234V233H223ZM233 234V233H232ZM27 235V234H26ZM85 235V234H84ZM104 235V234H103ZM234 235H235V233H234ZM239 235V234H238ZM238 235H236V236H238ZM94 236V235H93ZM43 237V236H42ZM252 237V236H251ZM47 238V237H46ZM75 238V237H74ZM73 238V239H74ZM25 239V238H24ZM36 239V238H35ZM77 239H79L78 237H77ZM76 239V240H77ZM12 240V239H11ZM32 240V239H31ZM70 240V239H69ZM102 240V239H101ZM68 241V240H67ZM79 241V240H78ZM199 241L202 243L201 244V246L203 247L204 246V249L202 250V249H199V250H202V251H200V252H198V254H195V255H193L194 254V252L196 251V250H193L194 252L192 253V255H191V252H192V249L193 248H195V249H197V248H202L201 246H199L200 244H199ZM255 241V240H254ZM24 242V241H23ZM77 242V241H76ZM36 243V242H35ZM96 244H97V250L99 251L101 248H100V245L101 244H99V242H95ZM105 243V242H104ZM144 243V244H143ZM213 243H217L218 245H217V247L215 246V248L213 249V250H211V248L212 247H214L213 246ZM234 243V242H233ZM246 243V242H245ZM37 244V243H36ZM67 244V243H66ZM12 245V244H11ZM41 245V244H40ZM47 245H49V243L47 244ZM23 246V245H22ZM50 246V245H49ZM56 246V245H55ZM63 246H65V245H63ZM62 246V247H63ZM75 246H77V245H75ZM145 246V247H146ZM192 246V249H191V251H189L190 249V247ZM194 246V247H193ZM197 246H199V247H197ZM212 246V247H211ZM230 246V245H229ZM70 247V246H69ZM141 247L139 246V249H141ZM148 247V248H149ZM211 247V248H210ZM241 247V246H240ZM248 247V246H247ZM252 247V246H251ZM52 246L49 248V249H51L52 250ZM231 248V247H230ZM258 248V247H257ZM25 249V248H24ZM68 249V248H67ZM210 249V250H209ZM240 249V248H239ZM143 250H144V248H143ZM146 250H148V249H146ZM241 250V249H240ZM250 250V249H249ZM262 250V249H261ZM7 251V250H6ZM219 251V252H218ZM231 251V250H230ZM134 252H136V251H134ZM142 253V250L141 251H139V253ZM144 252V251H143ZM211 252V253H210ZM227 252V251H226ZM225 252V253H226ZM239 252V251H238ZM260 252V251H259ZM27 253H28V251H27ZM117 253V252H116ZM146 252H144V254H145ZM196 253H197V251H196ZM70 254V253H69ZM119 254V253H118ZM135 254H137V253H135ZM232 254V253H231ZM58 255V254H57ZM226 255V256H225ZM243 255V254H242ZM249 255V254H248ZM247 255V256H248ZM23 256V255H22ZM120 256V255H119ZM126 256H127V254H126ZM241 256V255H240ZM5 257V256H4ZM19 257V256H18ZM86 258V257H85ZM98 258V257H97ZM239 258V257H238ZM237 258V259H238ZM1 259V258H0ZM128 259V258H127ZM36 260V259H35ZM91 260H93V259H91ZM102 260V259H101ZM122 260V259H121ZM144 260V259H143ZM236 260V259H235ZM235 260L232 258V262L231 263H233V264H236V262H235ZM4 261V260H3ZM99 261V260H98ZM216 261V262H215ZM222 261H225V260H222ZM229 261H231L230 260V258H229V260H227V262L226 263H228ZM253 261V260H252ZM260 262H261V260H259ZM258 261V262H259ZM27 262V261H26ZM41 262V261H40ZM88 262V261H87ZM92 262V261H91ZM100 262V261H99ZM127 262V261H126ZM214 262V263H213ZM235 262V263H234ZM95 263H97V261L95 262ZM104 263V262H103ZM123 263H125V262H123ZM129 263H132L131 261H129ZM134 263V262H133ZM132 263V264H133ZM237 263H239V262H237ZM90 264V263H89ZM91 264H93V263H91ZM126 264V263H125ZM127 264H128V262H127ZM242 264V263H241ZM261 264V263H260Z\"/></svg>",
  "mask_w": 264,
  "mask_h": 264
}]
</instances>
